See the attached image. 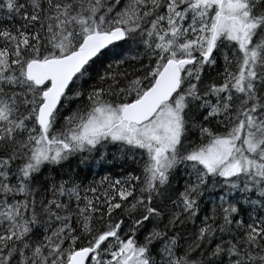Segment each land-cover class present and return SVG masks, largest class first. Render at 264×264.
Listing matches in <instances>:
<instances>
[{
	"label": "snow or ice",
	"instance_id": "obj_1",
	"mask_svg": "<svg viewBox=\"0 0 264 264\" xmlns=\"http://www.w3.org/2000/svg\"><path fill=\"white\" fill-rule=\"evenodd\" d=\"M0 264H264V0H0Z\"/></svg>",
	"mask_w": 264,
	"mask_h": 264
},
{
	"label": "trees",
	"instance_id": "obj_2",
	"mask_svg": "<svg viewBox=\"0 0 264 264\" xmlns=\"http://www.w3.org/2000/svg\"><path fill=\"white\" fill-rule=\"evenodd\" d=\"M95 172H101L104 175H111L113 173L120 171V165L119 163H113V164H106L103 165V168H94ZM97 179H99V176H97Z\"/></svg>",
	"mask_w": 264,
	"mask_h": 264
}]
</instances>
